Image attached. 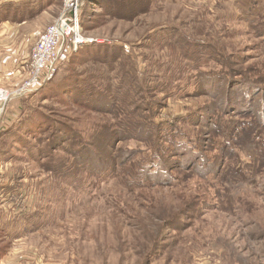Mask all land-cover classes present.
<instances>
[{"label": "rangeland", "instance_id": "obj_1", "mask_svg": "<svg viewBox=\"0 0 264 264\" xmlns=\"http://www.w3.org/2000/svg\"><path fill=\"white\" fill-rule=\"evenodd\" d=\"M78 1L85 43L0 117V264H264V127L239 140L247 126H225L226 153L213 121L264 116V0ZM68 16L66 0H0V90L21 88L32 50ZM224 62L243 78L217 76ZM95 92L117 93V117ZM151 101L157 123L221 161L217 173L202 178L167 145L180 183L139 174L154 152L119 142L114 125L149 117ZM130 151L125 167L109 166Z\"/></svg>", "mask_w": 264, "mask_h": 264}, {"label": "trees", "instance_id": "obj_2", "mask_svg": "<svg viewBox=\"0 0 264 264\" xmlns=\"http://www.w3.org/2000/svg\"><path fill=\"white\" fill-rule=\"evenodd\" d=\"M228 64H225V62L222 65V69L220 71V73L217 74L220 75V77L224 76L226 78H234V79H241L243 78L242 74H238L236 72L230 73L229 71V66H227ZM227 68H226V67ZM229 73V74H227ZM262 73V71H261ZM201 74L203 73H198L197 75L199 76V78L201 77ZM206 77L210 76L208 74H204ZM217 76L215 75H211V77H213L212 79L217 78ZM223 77V78H224ZM260 85L264 84V80H260ZM203 84V80L198 82V88L199 89ZM77 88H81V87H77ZM82 89V88H81ZM123 91V89H121ZM121 90H116L117 93H120ZM124 90H126L125 92H132V90L130 88H124ZM117 93L112 92V93H107L105 94V92L103 93H99V92H95L93 93V95L91 96L92 100H95L97 96H101V99H96L94 102H98V106L96 108L99 109V111L104 112L108 115L117 117L115 111L118 110V106L116 104V96ZM256 96H258L257 94H255ZM253 95V96H255ZM255 99V98H253ZM255 101V100H254ZM256 103V101H255ZM144 108L146 109V112H148L149 117H138V120H133L135 121L134 124L131 123H126L125 121H121V120H117L116 124L114 125L116 130H117V135L116 139H118L119 142L121 141H125L126 139L128 140H135L138 141L140 143H143L144 145H146V148L148 149L149 152H154V155L152 156V158L150 159L153 164L151 165H146L147 168L142 169L141 172H139V174L141 176L144 177V179L146 181L148 180H155L158 182V180L154 179V176H160V174H164L165 175L168 173V175L166 176V179L168 178L170 180V182L168 183V185L175 187L180 183V177L178 180V174L176 177L173 176L174 172L171 171L172 169H169V167L165 166L164 161L167 159H170L169 155H165L163 156L162 154L166 152V148L167 145L169 147H174L177 148L176 151H178L177 154H175L176 157H183V159L186 158L187 162L192 163L191 167H197V170L194 171L195 174H198L199 176H201L202 178H207L209 176H211L214 171L215 173H217L218 171V166H220L221 161L219 162V164L216 165V160L215 158H212L211 161L206 160L205 155H206V150L204 149V146L202 145L200 140H196V141H190L186 135V133L179 127L177 126H169L167 125V128H163L165 126H163L164 123H157V111L158 109H160L161 107L157 104V103H153L152 101L149 102L147 105H144ZM127 110V116L133 118V116H137V114L134 113H130L128 112L129 109ZM139 110V109H138ZM119 113V112H118ZM120 114V113H119ZM217 114V115H216ZM213 117V121H215V128L217 129V133L218 136H220V139H222L223 142L219 143V149L220 151H224L226 153H231V149L230 147L227 145V142H229L231 140L230 134L227 131V129L225 128V126H234V125H238V124H242V125H246L247 127H244V129L240 132H238L237 134L240 136L239 140H242L244 137V130L247 129V131L250 130H254L255 132L260 129L261 127H264V116H261L256 119H254V121L252 120H248V119H242V118H237L235 121L232 120L233 118H236V115H230L227 114L225 112H219L216 113ZM185 117V118H184ZM193 117L196 116H192L191 114H187L185 116H183L182 118H184L183 121H185V123H191V119ZM120 118V117H119ZM118 118V119H119ZM180 118V119H182ZM187 120V121H186ZM212 121V122H213ZM197 122H200L201 125L203 124V121H201L200 119L197 120ZM197 122H193V125H195ZM169 127V129H168ZM248 132L249 133H252ZM163 134V138H159L158 141H161V143H157L154 142V140L158 139V137L156 136L157 134ZM124 135V136H123ZM254 135V134H253ZM154 137V138H153ZM179 138H183V140L181 142H177ZM114 140V139H113ZM64 143V140L61 142V144ZM227 149H229L230 151H228ZM84 150H79V151H74L75 154H78V157L80 158L82 152ZM135 152V153H134ZM130 151L127 153H122V160H116L113 161L111 164H109L110 167H125L128 163H130L135 156L137 155L136 151ZM165 157V158H164ZM89 160H96L95 157H93V155H90V157L88 158ZM128 159V160H127ZM85 160V159H84ZM97 161V160H96ZM186 162V163H187ZM83 165V163H81ZM133 164H138L141 165L143 164V162L140 161H136ZM102 165H105V161H102ZM84 166V165H83ZM82 166V167H83ZM157 182H155L153 185L158 184ZM137 187H139L140 189H143V185L142 184H138ZM132 190V187L131 189Z\"/></svg>", "mask_w": 264, "mask_h": 264}, {"label": "built area", "instance_id": "obj_3", "mask_svg": "<svg viewBox=\"0 0 264 264\" xmlns=\"http://www.w3.org/2000/svg\"><path fill=\"white\" fill-rule=\"evenodd\" d=\"M78 7V0H66L69 16L60 18L61 20L38 43L37 50L36 47L32 50L31 64L26 72L28 78L21 88L12 95L8 90H0V103L2 104L0 117L4 112V106L7 110L12 100L36 93L52 79L59 60L64 58L65 54H69L71 45L77 51L78 47L85 43L79 26ZM48 63H50V68Z\"/></svg>", "mask_w": 264, "mask_h": 264}, {"label": "crops", "instance_id": "obj_4", "mask_svg": "<svg viewBox=\"0 0 264 264\" xmlns=\"http://www.w3.org/2000/svg\"><path fill=\"white\" fill-rule=\"evenodd\" d=\"M9 28V26H4V28L3 29H8Z\"/></svg>", "mask_w": 264, "mask_h": 264}]
</instances>
